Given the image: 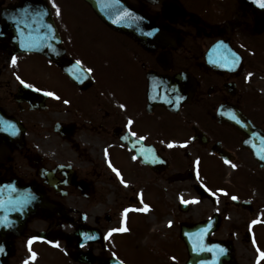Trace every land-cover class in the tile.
<instances>
[{"label":"flooded vegetation","instance_id":"flooded-vegetation-1","mask_svg":"<svg viewBox=\"0 0 264 264\" xmlns=\"http://www.w3.org/2000/svg\"><path fill=\"white\" fill-rule=\"evenodd\" d=\"M126 1L132 30L46 0L48 55L0 0V264H185L183 224L208 219L225 264H264V16Z\"/></svg>","mask_w":264,"mask_h":264},{"label":"water","instance_id":"water-1","mask_svg":"<svg viewBox=\"0 0 264 264\" xmlns=\"http://www.w3.org/2000/svg\"><path fill=\"white\" fill-rule=\"evenodd\" d=\"M37 0H23L22 4L19 7L14 8V10H9V14L13 15L14 18H10L12 25L22 27V31L18 32L19 42L23 44L22 50H34L41 51L49 55L48 48L37 49L32 47L33 39L32 36L39 35L38 31H28L33 29L30 25L35 27H41L43 24L51 25V18L49 9L45 3V0H38L36 7L32 5V2ZM97 13L110 25L123 29V30H132L135 25V21L132 20L134 14L140 20V14L137 10L133 9L127 2L124 0H88ZM248 6L254 8L259 14L264 16V7H260L255 4L254 0H242ZM257 1V0H256ZM36 11L31 13L27 9ZM31 14L32 17H31ZM29 17L32 18V24L29 22ZM135 17V18H136ZM136 18V19H137ZM48 23H47V22ZM145 21L149 22L148 19ZM139 25V24H138ZM151 25H153L151 23ZM234 124H241L240 120L237 118L229 119ZM216 226V223H213L212 219L195 223V224H183L182 229V238L185 241L188 252L189 259L187 264H224L225 261H230L233 259L230 252L219 253L217 244L211 246L209 235L211 234L212 228ZM229 248L228 250H230Z\"/></svg>","mask_w":264,"mask_h":264},{"label":"snow or ice","instance_id":"snow-or-ice-1","mask_svg":"<svg viewBox=\"0 0 264 264\" xmlns=\"http://www.w3.org/2000/svg\"><path fill=\"white\" fill-rule=\"evenodd\" d=\"M257 3H259L260 7H264V0H257ZM79 63V61L77 62ZM21 83H23V81H21ZM28 87H31V85H26ZM46 95H54L53 93H46ZM227 162V161H226ZM111 167V165H110ZM233 167H235V165H233ZM113 171H116V169H113ZM117 175H119V173L117 172ZM123 183V181H121ZM233 200L237 199V197L233 196L232 197ZM148 206L145 205V209L147 208ZM128 210L125 209V212H127ZM127 229L126 228H120V229H113L112 231H126ZM259 252V256H258V261L260 258H264V252H260L259 249L257 250Z\"/></svg>","mask_w":264,"mask_h":264},{"label":"rangeland","instance_id":"rangeland-1","mask_svg":"<svg viewBox=\"0 0 264 264\" xmlns=\"http://www.w3.org/2000/svg\"><path fill=\"white\" fill-rule=\"evenodd\" d=\"M263 89H264V88H263ZM109 195H110V196H113V194H109ZM149 196L151 197V196H152V194H151V195L149 194ZM147 199H148V198H147Z\"/></svg>","mask_w":264,"mask_h":264}]
</instances>
